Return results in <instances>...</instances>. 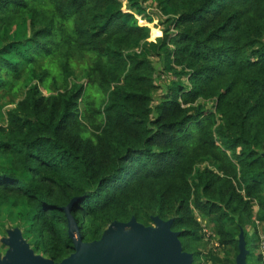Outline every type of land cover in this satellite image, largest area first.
<instances>
[{"label":"trees","instance_id":"1","mask_svg":"<svg viewBox=\"0 0 264 264\" xmlns=\"http://www.w3.org/2000/svg\"><path fill=\"white\" fill-rule=\"evenodd\" d=\"M148 1L165 17L153 42L136 17L152 22ZM0 99V222L35 255L73 252L62 209L75 199L84 242L157 217L192 264H220L219 250L235 263L241 231L254 256L264 0H0Z\"/></svg>","mask_w":264,"mask_h":264},{"label":"water","instance_id":"2","mask_svg":"<svg viewBox=\"0 0 264 264\" xmlns=\"http://www.w3.org/2000/svg\"><path fill=\"white\" fill-rule=\"evenodd\" d=\"M75 199L62 210L67 221V234L73 252L58 263L35 255L17 228L8 230L2 244L7 250L0 264H192V255L183 252L178 233L171 231L172 220L152 218L144 226L131 218L126 223L112 222L99 240L84 242L71 215ZM248 250L243 232L238 236V254L234 264H246Z\"/></svg>","mask_w":264,"mask_h":264},{"label":"rangeland","instance_id":"3","mask_svg":"<svg viewBox=\"0 0 264 264\" xmlns=\"http://www.w3.org/2000/svg\"><path fill=\"white\" fill-rule=\"evenodd\" d=\"M143 7L145 9V13L147 15L151 16L152 22L151 23H146L144 18L139 17V16H136V17H137L138 23L140 25H146L149 28L150 31H149V39H148V41L149 42H153L157 37L161 36V32L160 31H163L164 28H165V25H164L165 17H163L159 13L158 9L155 7V4L151 3L150 1L146 2ZM137 52H139V51H137ZM75 76L77 77L78 81H83L84 80L83 76L81 75V73L78 70L75 71ZM160 81L162 82L164 80H160ZM158 95H159V93L155 95V97H154L155 100H157L156 98L158 97ZM2 102H3V99L2 100L0 99V105H1ZM254 211L256 213L257 205L254 206ZM197 218L203 224L205 223V221H206L207 224L208 223L210 224L209 219L206 220V219L202 218L200 215H198ZM254 218H255V216H254ZM207 224L206 225L204 224V225L206 226L207 231L211 233L210 229L207 228ZM7 228L9 229L8 223H5V222L1 223L0 222V239L6 237V232H5L6 230L5 229H7ZM247 231L249 233H251L252 232L251 227H249L247 229ZM258 234H259L260 237L261 236L264 237V227H261V226L259 227L258 226ZM205 245L206 246H204V253L207 252V249L210 247L211 244L209 245V242H208V243H205ZM6 250H7V247L0 243V258H2L4 256ZM217 253H218V256L221 257V259H220L221 263L220 264H230L229 262H226L227 259H228V261L229 260L231 261V264H232V262L234 263L233 251H231V250L220 251L219 250ZM260 253L261 252H260V247H259L255 251L254 256L251 257L250 255H247L246 264H259L257 262V260H256V256L258 254H260ZM225 258H226V260H225ZM196 264H211V262H210V260L202 259L201 261L198 260L196 262Z\"/></svg>","mask_w":264,"mask_h":264},{"label":"built area","instance_id":"4","mask_svg":"<svg viewBox=\"0 0 264 264\" xmlns=\"http://www.w3.org/2000/svg\"><path fill=\"white\" fill-rule=\"evenodd\" d=\"M253 221H254V223L257 226H259V221L258 220H256L255 218H253ZM202 226H203V233L205 235V239H207V240L209 239V240H212L213 241L215 239L214 238V235L212 233H210V232L207 231L206 226L204 224ZM260 239H261V241L259 243L258 248L260 247V252H261L260 255L264 259V237L261 236ZM213 245L216 247L218 244H217V242H213Z\"/></svg>","mask_w":264,"mask_h":264}]
</instances>
